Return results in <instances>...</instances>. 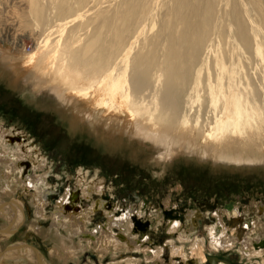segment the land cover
Here are the masks:
<instances>
[{"label": "bare ground", "instance_id": "1", "mask_svg": "<svg viewBox=\"0 0 264 264\" xmlns=\"http://www.w3.org/2000/svg\"><path fill=\"white\" fill-rule=\"evenodd\" d=\"M113 1L25 0L26 17L19 26L29 24L30 34L40 28L35 52L18 56L20 34L0 25L1 73L9 76L28 102L54 108L60 117H70L101 139L109 136L117 142L125 136L130 145L153 147L150 158L160 167L183 153L220 164L264 167V0ZM52 19L63 21L55 22L58 28L53 29ZM73 21L67 28L65 24ZM81 30L85 35H77ZM7 38L9 44L1 42ZM1 129L17 141L6 145L15 149L8 155L2 149L5 141L0 140L4 171L0 219L5 222L0 244L25 223L22 195L29 199L36 218L28 222V231L51 238L53 246L49 263L36 246L23 240L0 246V264L8 258L25 259L27 264H65L78 250L93 245L101 259L113 254L109 264H141L133 251H142L150 264L163 263V246H145L133 234L141 228L132 209L118 211L101 198L84 205L85 198L92 202L93 191H100L96 187L102 184L100 179H88L78 168V192L70 183L60 196L47 193L44 185L51 184L46 172L41 173L47 161L38 153L40 148H28L27 133L8 129L2 119ZM53 196L54 209L48 212L46 199ZM97 209L106 220L90 232L88 221ZM239 210L243 208L231 210L230 223L240 221ZM214 213L218 221L207 227L208 244L214 250L230 249L236 245L234 231L228 230L219 211ZM35 221L50 225L41 227ZM182 227L181 220L175 219L166 229L182 242L186 239ZM250 238L238 244L240 255L259 259L248 264H264V240ZM206 242L204 238L193 242V254L201 263L206 259ZM168 245L178 255L184 251L174 238ZM117 253L128 256L115 259Z\"/></svg>", "mask_w": 264, "mask_h": 264}, {"label": "rangeland", "instance_id": "2", "mask_svg": "<svg viewBox=\"0 0 264 264\" xmlns=\"http://www.w3.org/2000/svg\"><path fill=\"white\" fill-rule=\"evenodd\" d=\"M112 2L114 1L112 0ZM2 3L7 4L2 6ZM0 6H2L0 8V17H2L0 25L10 26L11 32L16 29L15 33L20 34L18 43H21V45L19 43L18 56H29L35 52L37 45L35 38L40 33V28L34 29V34H30L31 27H29V24L20 27L21 19L26 17L27 5L25 0H0ZM10 8H13V11ZM89 10L92 11L91 8ZM13 13H17V16ZM83 14L88 15L90 11L83 12ZM4 15L9 16L11 19ZM66 20L69 21L68 18ZM30 21L32 22V19ZM62 21L52 19L49 25L54 26L53 29H57V24ZM74 22H68L65 25L69 28ZM17 29H20L19 32H17ZM84 32L85 30H81L77 35H83ZM8 39H3L1 42L9 44L10 40ZM1 72L0 69V119L8 129L18 128L27 133L25 145L28 148H40L38 153L43 156L44 163L47 161L41 173L46 172L45 178H49L51 184L44 185L47 186V193L52 191L55 197L60 196L70 183L73 191L75 188V191L78 188L80 189V186H77L76 173L78 168H83L85 177L102 181V184L96 187L98 191L103 192L102 195L99 193L100 191H93V201L89 202L85 198L84 205L90 206L91 203L101 198L107 203L108 207L112 206L117 208L118 211L132 209V213L137 214H135V217L140 218L144 223L143 229L133 234H137V236L139 234L138 240L140 236L147 235L150 244L163 246L165 250L163 252L164 264H171L172 259L173 263L175 262L174 264H201L200 259L193 254L195 250L193 242L201 238L207 241V247L204 248L205 254L219 255L226 259L234 254L237 256L232 257V260L244 264H248V261L252 263L259 260L257 257L250 260L247 257H242L239 253L238 244L246 236L251 237L250 240L253 242L264 240L263 166H253V164L233 165V163L226 165L223 162L220 164L211 160L197 159L192 155L183 153L174 155L164 167H160L150 158L154 153L153 147L145 143L138 145L135 142L133 143L134 146L130 145L125 136L122 137L123 140L119 139L117 142H114L109 136L101 139L96 132L75 125L76 123L70 117L71 121L66 117H60L54 108L46 107V104L42 103L38 105L32 101L28 102L26 96L10 82L9 76L5 77ZM39 94H45V91L42 90ZM3 131V129L0 130V140L5 141V146H2V149L7 150L8 153L7 151L6 153L9 155L15 149H10L6 145L11 146L17 139L9 138V134L3 133ZM250 151L254 153L255 149ZM7 154H5V157L8 156ZM28 162H30L29 159ZM2 172H4L3 168L0 169V175ZM9 174H12V172H9ZM55 197L45 198L48 201L46 206L48 212L54 209L52 200ZM20 198L24 202V209H26L27 218L25 217V223L14 234L7 237L0 246L3 248L8 244L23 240L36 246L49 263L52 260L49 252L51 246H53V241L51 238H43L36 232L28 231L29 223L34 222L36 218L29 199L22 195ZM235 206L243 208V210L238 211L239 214L236 217L240 221L230 223L234 218L230 212ZM101 211L97 209L95 215L91 216L92 218L95 216V218L88 221L90 224V230L88 231L91 232L98 224L105 222L106 216ZM215 211L222 214L224 224L227 225V228H231L228 230L233 229L237 246L225 250H214L209 246L207 227L218 221V218L214 215ZM166 214L181 220L184 226L181 233L186 237L185 241L180 242L177 239L178 234L167 232L168 223L175 221V219L166 218ZM189 215L192 217H189ZM140 220L135 221L139 224ZM36 223H40L39 225L42 224L44 227L50 225L46 222ZM3 225H5V222L0 219V228ZM247 225L250 228L245 230ZM132 228L134 229V223L131 225V231H133ZM239 228L242 229L239 230ZM113 229L117 233L120 232L117 226H114ZM216 231L221 234L220 228ZM239 232L243 234H239ZM170 238H174L176 243L181 245L184 253L178 255L172 252L170 245H168ZM84 244L86 245L85 241H83ZM93 247L94 245L78 250L79 254H74L71 259L69 257L65 264H109L113 261L114 256L111 255V252L101 259ZM262 247H264V241ZM133 252L135 257L142 260L141 264H150V262L145 261L142 251ZM126 254L128 253H117L115 259H122L128 256ZM4 264L27 263L25 259L15 261L8 258L4 261ZM51 264H62V262L55 261Z\"/></svg>", "mask_w": 264, "mask_h": 264}, {"label": "water", "instance_id": "3", "mask_svg": "<svg viewBox=\"0 0 264 264\" xmlns=\"http://www.w3.org/2000/svg\"><path fill=\"white\" fill-rule=\"evenodd\" d=\"M237 256V255H231L228 259L221 257L219 255H211V254H206V264H218V261H222L226 264H242L238 261H233L232 257Z\"/></svg>", "mask_w": 264, "mask_h": 264}, {"label": "flooded vegetation", "instance_id": "4", "mask_svg": "<svg viewBox=\"0 0 264 264\" xmlns=\"http://www.w3.org/2000/svg\"><path fill=\"white\" fill-rule=\"evenodd\" d=\"M108 207V206H107ZM170 216V218H176V217H174V216H172V215H169ZM169 216H167V214H166V218H168ZM136 218V220H140V218L138 219L137 217H135ZM141 222H139V228H141V229H143V225H144V223H143V221L142 220H140ZM141 223H143V224H141ZM139 231V230H138ZM140 232V231H139ZM239 234H243L242 232L240 233L239 232ZM138 236H139V234H138ZM143 237H144V239H143ZM139 240L140 241H142L143 240V243H145V246H147V245H150V246H155V245H153L152 243L150 244L149 242V236H140V238H139ZM162 256H164V254H162ZM204 262H206V259H205V261ZM203 262V263H204ZM219 262V261H218ZM240 263H242V262H240ZM161 264H164V261H163V263H161ZM202 264V263H201ZM218 264H220V262L218 263ZM242 264H244V263H242Z\"/></svg>", "mask_w": 264, "mask_h": 264}]
</instances>
